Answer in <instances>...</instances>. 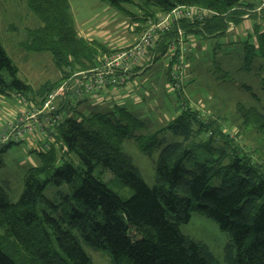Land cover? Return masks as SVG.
<instances>
[{
  "label": "trees",
  "instance_id": "1",
  "mask_svg": "<svg viewBox=\"0 0 264 264\" xmlns=\"http://www.w3.org/2000/svg\"><path fill=\"white\" fill-rule=\"evenodd\" d=\"M102 1L119 9L136 6L142 14L132 16L145 29L175 8L192 12L158 30L143 60L147 63L126 72L130 84L145 64L168 54L167 82L178 100L183 99L170 76L171 59L179 48L175 45L171 50V43L183 38L185 61L189 36H224L240 28L245 19L253 23L240 29L244 32L250 27L254 36L252 42L243 41L242 69H250L256 56L264 60L263 0ZM26 4L39 25L27 29L21 45L50 53L59 76L37 88L31 86L18 78V67L0 43V94L24 97L29 104L25 111L41 107L65 79L75 84L82 74L98 70L105 55L129 49L141 37L132 45L111 49L98 39L78 34L68 0H26ZM74 90L66 91L58 101L59 111L67 105L64 99H71L68 104L80 99ZM237 112L243 124L251 121L264 132V113L258 108L239 103ZM213 121L201 118L189 105L154 133H142L145 123L123 106L59 120L53 140L41 141L46 150L38 152L39 164L26 171L17 201L9 196L10 183L0 181V264H95L82 243L107 255L110 264H219L203 242L179 229L193 210L215 221L229 236L226 264H264V170L232 134ZM163 130L181 140L166 142L159 137ZM125 138L136 140L146 155L158 151L152 160L154 186L144 182L133 158L123 151ZM16 143L3 144L0 151ZM197 153L203 154L202 161H196ZM71 154L78 159L77 167L68 160ZM192 161L193 166L186 167ZM105 171L111 174L108 182L101 177ZM214 178L221 179L216 187L210 185ZM47 185L65 186V194L59 191L56 201L42 196ZM112 186L127 187L130 195L121 196Z\"/></svg>",
  "mask_w": 264,
  "mask_h": 264
},
{
  "label": "rangeland",
  "instance_id": "2",
  "mask_svg": "<svg viewBox=\"0 0 264 264\" xmlns=\"http://www.w3.org/2000/svg\"><path fill=\"white\" fill-rule=\"evenodd\" d=\"M68 1L78 34L89 39H98L108 48L117 49L132 45L146 31L141 27L140 21L137 22L132 16L139 17L142 14L136 6L123 5V8L119 9L102 0ZM252 23L251 20L245 19L240 28H247ZM38 25L37 17L29 10L26 0H0V43L18 67V78L35 88L45 81H55L59 76V70L50 53L28 50L21 45L27 29ZM240 28L236 27L224 36L203 38L196 34L188 37V55L184 62L186 67L178 87L183 99L178 100L175 91L167 82L165 69L168 54H165L151 65L145 64L135 76L130 84L133 98L123 99V102L112 98L110 102L102 104L91 100L74 102V109H66L62 117L79 119L81 115L104 112L107 106L114 104L126 107L145 123L146 128L142 133H154L175 118L182 106L189 105L199 111L201 118L214 120L213 122L220 125L225 132L232 134L241 148L261 164L264 170V132L251 121L243 124L242 117L237 112V105L241 103L248 108L256 107L264 113V60L256 56L250 69H242L245 61L243 41L252 42L254 30L249 27L248 31L242 32ZM142 62L147 63V60ZM27 103L24 97L16 93L0 94V129L6 123V118L12 120L18 111L27 109ZM35 116L37 120H41L39 114ZM159 137L164 138L166 142L181 140V137L173 135L169 130L161 131ZM27 144L28 141L24 138L0 151V181L10 183L8 193L12 201H17L22 193L26 171L39 164L38 152L46 150L41 141L36 149H30ZM121 145L123 151L129 154L138 166L144 182L149 187L154 186L152 160L157 158L158 151L152 156L144 154L133 138H125ZM68 160L75 167L79 164L74 154H71ZM202 160L203 154L197 153L196 161ZM61 163L62 161L58 165ZM185 165L191 168L193 161ZM101 175L105 182L111 178L107 171ZM220 181V178H214L210 185L216 187ZM112 189L124 197H128L131 192L127 187L112 186ZM59 191L65 194L66 187L57 189L47 185L42 196L56 201L61 197ZM179 229L184 235L203 242L219 264H226L225 246L230 238L215 221L193 210L189 221L180 224ZM130 232L133 233L132 228ZM82 245L95 264H110L107 255L92 251L83 243Z\"/></svg>",
  "mask_w": 264,
  "mask_h": 264
},
{
  "label": "built area",
  "instance_id": "3",
  "mask_svg": "<svg viewBox=\"0 0 264 264\" xmlns=\"http://www.w3.org/2000/svg\"><path fill=\"white\" fill-rule=\"evenodd\" d=\"M189 13L192 12L175 8L171 14L160 17L157 23L151 24L132 47L105 55L98 70L82 74L75 84L73 81L70 83L71 79H67L57 90L47 96V99L42 104L43 106H41L42 108L20 111V114L14 116L12 120H7L0 130V146L9 142H20L26 136H31L32 134L40 136L42 141H52L55 137L54 126L60 120L57 107L59 105L58 101L65 95L66 91L75 87L74 95L77 98H81L84 94L99 93L110 86L127 85L129 83V74H126V72L135 66H139L146 59L147 49L155 44L158 30L166 29L172 19L181 15L190 16ZM203 13L201 12L199 16H202ZM175 45L179 48L177 56L171 59V61H174L171 64L170 76L174 88H178L185 69V61L182 57V52L185 48L183 38L178 37L176 41L172 42L171 50H174ZM117 71L121 72L119 76ZM36 114L41 116V120L36 119Z\"/></svg>",
  "mask_w": 264,
  "mask_h": 264
},
{
  "label": "crops",
  "instance_id": "4",
  "mask_svg": "<svg viewBox=\"0 0 264 264\" xmlns=\"http://www.w3.org/2000/svg\"><path fill=\"white\" fill-rule=\"evenodd\" d=\"M151 65V64H150ZM148 65V66H150ZM141 70H138L135 75L133 76V80L132 82L134 81V79L136 78L135 76L140 73ZM131 82V83H132ZM132 94H133V89H132V86L129 84L123 86V87H108L106 88L105 90H103L101 93H95V94H88L86 97H81L80 99H75L72 100L71 103L68 104V102L71 100H68V99H64L63 101V104H67V105H63L64 109H61L60 111H58V114H59V119L62 120V113L63 112H66V108L67 109H70L71 107H73L74 105V102L75 103H79L80 101H85V100H91L95 103H107V102H110V100L112 98H116L117 100H120L122 101L123 99H127V98H133L132 97ZM135 98V97H134ZM123 102V101H122ZM115 106L117 105H114V104H111L110 106H107V109L106 110H110L112 108H114ZM8 119L6 118V121ZM5 125V124H4ZM3 125V126H4ZM2 126V127H3ZM1 127V129H2ZM0 129V130H1ZM26 141H28V146L30 149H33V148H38V145H40V141L41 140V137L40 136H36L34 134H32L31 136H26Z\"/></svg>",
  "mask_w": 264,
  "mask_h": 264
}]
</instances>
